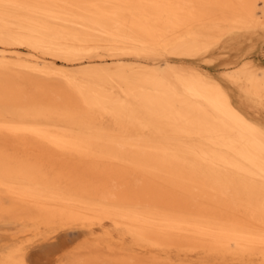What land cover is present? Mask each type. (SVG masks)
<instances>
[{
  "label": "bare ground",
  "instance_id": "obj_1",
  "mask_svg": "<svg viewBox=\"0 0 264 264\" xmlns=\"http://www.w3.org/2000/svg\"><path fill=\"white\" fill-rule=\"evenodd\" d=\"M255 37L264 0H0V264L73 224L58 264H264Z\"/></svg>",
  "mask_w": 264,
  "mask_h": 264
},
{
  "label": "rangeland",
  "instance_id": "obj_2",
  "mask_svg": "<svg viewBox=\"0 0 264 264\" xmlns=\"http://www.w3.org/2000/svg\"><path fill=\"white\" fill-rule=\"evenodd\" d=\"M253 43L256 45L255 55L257 60L264 61V54L262 53L264 51V42H261L260 38L255 37ZM247 45L248 43L245 44V46ZM18 228L17 225L11 226L0 223V245L10 241L12 236H15L14 233L16 231V235L21 234L20 231L18 232ZM44 232L47 234L46 236H42V233H31L27 235L26 239L25 236H19L26 243L24 251L26 264H58L61 262L60 258H64V255L74 246L80 244L87 234L86 228L77 224L66 225L57 228L55 231L46 230Z\"/></svg>",
  "mask_w": 264,
  "mask_h": 264
}]
</instances>
